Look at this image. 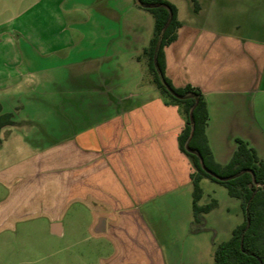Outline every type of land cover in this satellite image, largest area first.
<instances>
[{
    "label": "crops",
    "instance_id": "obj_1",
    "mask_svg": "<svg viewBox=\"0 0 264 264\" xmlns=\"http://www.w3.org/2000/svg\"><path fill=\"white\" fill-rule=\"evenodd\" d=\"M166 1L181 27L164 49L165 73L173 86L202 92L214 161L227 164L241 140L264 162V0ZM93 7V56L75 58L89 49L64 27L74 58L37 72H69L71 87L58 90L48 113L19 117L23 106L0 101L1 113L13 115L0 131V235L42 218L61 237L79 207L106 247L99 264H212L215 247L242 222L240 202L203 178L198 205H217L203 216L205 230L192 231L194 169L179 147L185 119L137 59L153 18L134 0Z\"/></svg>",
    "mask_w": 264,
    "mask_h": 264
},
{
    "label": "rangeland",
    "instance_id": "obj_2",
    "mask_svg": "<svg viewBox=\"0 0 264 264\" xmlns=\"http://www.w3.org/2000/svg\"><path fill=\"white\" fill-rule=\"evenodd\" d=\"M60 2L0 0V101L6 106H23L19 117L47 114V104L57 102L58 90L71 87L67 70L54 68L37 73L74 58L72 46L66 45L64 27L72 33L75 46L89 49L86 55L78 53L75 58L93 56V13L97 8L93 0ZM143 13L150 17L148 12ZM17 76L20 81L10 85ZM80 95L82 100L92 99L85 93ZM5 194L0 188V200ZM88 221L89 213L84 208L69 212L61 237L50 235L45 219L19 222L13 232L0 235V264H99L100 258L107 255L106 247L88 233Z\"/></svg>",
    "mask_w": 264,
    "mask_h": 264
},
{
    "label": "trees",
    "instance_id": "obj_3",
    "mask_svg": "<svg viewBox=\"0 0 264 264\" xmlns=\"http://www.w3.org/2000/svg\"><path fill=\"white\" fill-rule=\"evenodd\" d=\"M134 3L153 18L152 36L137 59L144 60L153 87L167 102L179 106L185 119L179 147L194 169L191 176L192 231L205 230L203 216L217 205L216 201L198 205L202 197L200 181L206 178L223 186L230 197L239 200L242 214V222L232 230L230 237L216 246L212 264H264V162L241 140H237L227 164L214 161L206 137L208 111L202 92L191 85L173 86L165 73L164 49L176 39L181 27L175 6L166 0H134ZM1 110L0 106V131L13 124V115Z\"/></svg>",
    "mask_w": 264,
    "mask_h": 264
},
{
    "label": "water",
    "instance_id": "obj_4",
    "mask_svg": "<svg viewBox=\"0 0 264 264\" xmlns=\"http://www.w3.org/2000/svg\"><path fill=\"white\" fill-rule=\"evenodd\" d=\"M197 105V102H196V104H195V106ZM195 106L192 108V110H191V112H190V121H191V116H192V112H193V110H194V108H195ZM200 161H201V163H202V160L200 159Z\"/></svg>",
    "mask_w": 264,
    "mask_h": 264
}]
</instances>
